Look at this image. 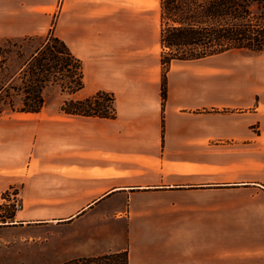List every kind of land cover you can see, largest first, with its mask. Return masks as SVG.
Returning <instances> with one entry per match:
<instances>
[{
  "label": "crops",
  "instance_id": "obj_1",
  "mask_svg": "<svg viewBox=\"0 0 264 264\" xmlns=\"http://www.w3.org/2000/svg\"><path fill=\"white\" fill-rule=\"evenodd\" d=\"M50 31L84 86L47 88L51 107L0 118V205L20 203L11 225L70 230L47 264L124 252L128 264H264V220L230 204L255 186L254 62L230 68L224 97L219 59L234 52L162 65L160 0H0V46ZM98 93L114 118L63 110Z\"/></svg>",
  "mask_w": 264,
  "mask_h": 264
},
{
  "label": "trees",
  "instance_id": "obj_2",
  "mask_svg": "<svg viewBox=\"0 0 264 264\" xmlns=\"http://www.w3.org/2000/svg\"><path fill=\"white\" fill-rule=\"evenodd\" d=\"M160 7L161 63L165 67L173 61L264 51V0H160ZM83 86L82 62L51 31L45 37L9 39L0 46V118L39 113L47 88L59 87L71 96ZM113 102L111 95L98 93L83 101L69 100L63 110L76 116L112 119ZM65 264H128V255L114 253Z\"/></svg>",
  "mask_w": 264,
  "mask_h": 264
},
{
  "label": "rangeland",
  "instance_id": "obj_3",
  "mask_svg": "<svg viewBox=\"0 0 264 264\" xmlns=\"http://www.w3.org/2000/svg\"><path fill=\"white\" fill-rule=\"evenodd\" d=\"M46 35H40L39 37H45ZM39 40H36L31 44V48L36 47ZM5 42L2 44L4 45ZM1 45V46H2ZM263 56L252 54L249 52H234L231 55L221 57L219 60L223 67V96L229 97V87L234 84L230 79V68L232 66H244L247 61H253L255 68L254 81L255 87L259 86L264 88V63L261 62ZM13 68V67H9ZM52 90H48L45 93V105L47 107L52 106ZM258 105H255L254 109V182L255 186L248 188L246 194H238L231 198L230 204L243 205L246 208L243 214L237 215L244 221L245 217L253 212V216H257L264 220V114L260 113V109H256ZM230 110V109H229ZM229 111H225L223 114H228ZM260 185V186H258ZM15 195V193H14ZM16 197L11 199L3 195V203L0 205V264H47L49 263L54 254H56V247L52 241L55 235L69 236L70 230H62V233L55 227H36L31 230L27 228H21V226H12L16 218H20V215H16L20 211V203ZM248 213V214H246ZM20 221V220H18ZM5 222V223H1ZM19 223V222H18ZM75 231L83 235V240H91L86 235L90 233L86 230L84 225L79 230ZM107 232H104V236L100 232L98 239L100 241L107 238ZM87 240V241H88ZM86 242V241H85ZM45 243V244H44Z\"/></svg>",
  "mask_w": 264,
  "mask_h": 264
}]
</instances>
